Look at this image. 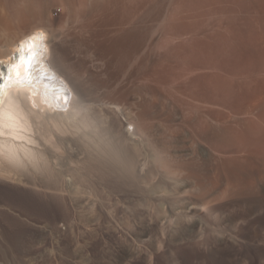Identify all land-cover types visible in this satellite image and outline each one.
<instances>
[{
  "label": "rangeland",
  "instance_id": "374dc122",
  "mask_svg": "<svg viewBox=\"0 0 264 264\" xmlns=\"http://www.w3.org/2000/svg\"><path fill=\"white\" fill-rule=\"evenodd\" d=\"M22 1L103 139L139 152L128 177L78 151L55 152L52 184L0 169V264H264V0H203L197 17L167 0H88L89 15L81 0Z\"/></svg>",
  "mask_w": 264,
  "mask_h": 264
},
{
  "label": "bare ground",
  "instance_id": "6f19581e",
  "mask_svg": "<svg viewBox=\"0 0 264 264\" xmlns=\"http://www.w3.org/2000/svg\"><path fill=\"white\" fill-rule=\"evenodd\" d=\"M18 1L20 0L16 1V6L13 3L15 7L8 11L6 10L7 0H0V45L5 44L10 50L9 53L7 50H0V55H3L0 57L1 171L9 173V168L17 170L15 174L9 173L8 177L12 181L17 180V183L25 184L29 180L27 167L32 165L36 169V177L44 172L45 180L52 184L58 179L56 167L64 165L62 162L64 158L60 160L61 158L54 156L55 152L78 151L83 157L79 159L85 166L109 168L108 170L123 176L133 172L136 168V154L139 152V146L133 145V151H129L114 144L113 139L112 141L103 139L101 123H99L101 119L92 118L87 112L90 108L87 109L88 105L85 103L86 93L81 79H78V82L73 81L72 62L65 56L66 54L64 56L59 54L60 56L56 57L58 53L57 50L55 52L56 47H52L53 44L49 42L50 31L44 30L43 35H40L39 31L33 28L34 20H31L32 17L27 14L23 1L21 0L24 6ZM80 2L82 14L89 15L90 8L87 10L89 1L81 0ZM38 21L42 22L41 19ZM10 46L16 48L11 51ZM14 64H18L19 68L14 69ZM201 124L207 130L213 127V123L208 119L201 121ZM46 127L51 128V131H48L50 134L47 137L45 136L48 139L44 137V142L41 134ZM127 133L132 139L138 138L134 123L128 125ZM93 135L99 136L93 140L91 138ZM90 152H93V156L88 155ZM95 152L96 155H94ZM72 161L75 160L72 159ZM238 167L240 172H246V162ZM1 176L3 175L0 174ZM230 176L236 177L233 173ZM36 177H33V180L31 178V182H35ZM235 187L232 181L227 194L231 193L232 189H236Z\"/></svg>",
  "mask_w": 264,
  "mask_h": 264
},
{
  "label": "crops",
  "instance_id": "0c3cea01",
  "mask_svg": "<svg viewBox=\"0 0 264 264\" xmlns=\"http://www.w3.org/2000/svg\"><path fill=\"white\" fill-rule=\"evenodd\" d=\"M167 1H169L168 7L170 12L171 13L176 12L175 14H178L179 15L178 17H181L183 13L187 14L190 12L194 13L195 17H197V15H200L202 10L203 0H167ZM194 24H196V22ZM116 42L117 41L115 39L107 40L105 46L109 50H111L112 53H115V51L120 49V45H118V43L116 44Z\"/></svg>",
  "mask_w": 264,
  "mask_h": 264
},
{
  "label": "snow or ice",
  "instance_id": "6c2138e0",
  "mask_svg": "<svg viewBox=\"0 0 264 264\" xmlns=\"http://www.w3.org/2000/svg\"><path fill=\"white\" fill-rule=\"evenodd\" d=\"M13 68H14V69H18V68H19V65H18V64H14V65H13ZM0 83H2V81H0Z\"/></svg>",
  "mask_w": 264,
  "mask_h": 264
}]
</instances>
